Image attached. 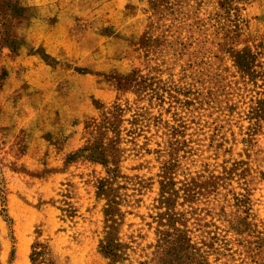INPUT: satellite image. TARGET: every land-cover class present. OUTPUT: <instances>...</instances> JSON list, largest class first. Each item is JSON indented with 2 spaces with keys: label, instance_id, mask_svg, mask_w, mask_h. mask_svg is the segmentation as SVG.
<instances>
[{
  "label": "rangeland",
  "instance_id": "obj_1",
  "mask_svg": "<svg viewBox=\"0 0 264 264\" xmlns=\"http://www.w3.org/2000/svg\"><path fill=\"white\" fill-rule=\"evenodd\" d=\"M21 241L264 264V0H0V264Z\"/></svg>",
  "mask_w": 264,
  "mask_h": 264
},
{
  "label": "trees",
  "instance_id": "obj_2",
  "mask_svg": "<svg viewBox=\"0 0 264 264\" xmlns=\"http://www.w3.org/2000/svg\"><path fill=\"white\" fill-rule=\"evenodd\" d=\"M104 254L107 255L112 261L111 264H115L116 259L118 258V252L116 250V245L113 242L107 243L104 247ZM31 261L34 262V258L31 255Z\"/></svg>",
  "mask_w": 264,
  "mask_h": 264
},
{
  "label": "bare ground",
  "instance_id": "obj_3",
  "mask_svg": "<svg viewBox=\"0 0 264 264\" xmlns=\"http://www.w3.org/2000/svg\"><path fill=\"white\" fill-rule=\"evenodd\" d=\"M20 244L21 245H20V250H19V257H20L19 264H27V256H26V252H25V249H24V247L26 248L27 245L25 246V242H23V241H21Z\"/></svg>",
  "mask_w": 264,
  "mask_h": 264
}]
</instances>
